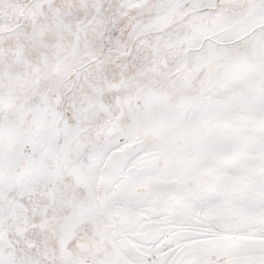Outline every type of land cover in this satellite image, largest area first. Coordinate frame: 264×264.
<instances>
[{
	"label": "snow or ice",
	"instance_id": "snow-or-ice-1",
	"mask_svg": "<svg viewBox=\"0 0 264 264\" xmlns=\"http://www.w3.org/2000/svg\"><path fill=\"white\" fill-rule=\"evenodd\" d=\"M0 264H264V0H0Z\"/></svg>",
	"mask_w": 264,
	"mask_h": 264
}]
</instances>
